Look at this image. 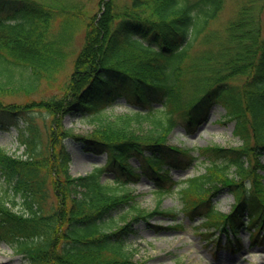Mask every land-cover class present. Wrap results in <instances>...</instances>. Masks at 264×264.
<instances>
[{"label":"trees","instance_id":"1","mask_svg":"<svg viewBox=\"0 0 264 264\" xmlns=\"http://www.w3.org/2000/svg\"><path fill=\"white\" fill-rule=\"evenodd\" d=\"M98 5L94 14L83 11L78 18L54 0H0V9L11 12L0 17V119H27L19 129L24 155L0 146L6 183L0 242L11 243L31 264H143L128 243L134 230L124 205L131 204L134 218L175 217L176 206L160 207L175 190L178 211L204 217L227 236L252 226L255 238L264 230V182L257 171L264 168L258 160L264 156V0H246L223 29L212 23L225 0ZM78 24L82 43L67 71ZM42 82H57L58 91L33 97ZM21 92L25 100H6ZM120 102L126 109L115 112ZM218 105L224 123H235L241 145L168 144L176 126L193 133ZM66 114L88 118L92 130L65 128ZM67 137L87 152H105L106 162L73 175ZM200 157L208 162L204 173L173 180L171 167ZM106 172L110 182L102 179ZM144 173L155 186L156 205L149 211L127 188ZM224 189L236 199L228 213L213 200ZM119 220L125 223L114 228Z\"/></svg>","mask_w":264,"mask_h":264},{"label":"rangeland","instance_id":"2","mask_svg":"<svg viewBox=\"0 0 264 264\" xmlns=\"http://www.w3.org/2000/svg\"><path fill=\"white\" fill-rule=\"evenodd\" d=\"M99 0H54L62 5L70 6L76 10L79 15L83 11L87 14H94L100 7ZM127 0H118L119 3H126ZM246 0H225V6L220 15L212 23L213 28L223 29L225 24L233 19L245 3ZM8 8L0 9V17L6 18L11 12ZM56 26L59 28L60 21L56 20ZM84 31L82 25L78 24L76 32L73 36L72 45L69 49V61L67 71L72 67V61L77 54L80 44L82 43ZM63 73L59 75L58 83L64 79ZM58 91L57 82L49 84L42 82L39 90L32 94L35 98H42L52 95ZM24 93H13L6 96V100H25ZM122 101V100H120ZM114 110L115 112L124 111L126 105L120 102V105ZM209 118L202 127L197 128L193 133H187L182 125H178L168 135V144L183 147H192L197 149L199 146H208L211 144H221L226 147L239 146L240 140L234 134L235 123H224L223 108L218 105L213 107ZM64 119V127L72 130L75 134H87L92 130V126L87 119L80 118L77 115L66 114ZM40 127H43L44 120L38 117ZM0 145L3 146L10 154L24 155V144L20 143L19 129L23 128L27 123L26 116L13 115L0 119ZM5 123V124H4ZM200 128V129H199ZM66 148L71 153L70 172L77 176L79 174H88L94 168L103 165L106 162V153L96 154L91 151L84 150L83 145L78 140L67 137L64 140ZM197 153V151H196ZM258 160L264 165V156L258 157ZM132 165H137L138 161L131 159ZM208 162L204 157H200L193 164L179 165L171 167V177L175 181L183 183L188 177L199 176L206 171ZM263 177L264 168L258 170ZM111 173L106 172L102 179L109 181ZM182 186V185H181ZM154 183L145 173L142 174L137 182L129 183L127 188L135 194L136 203L145 211L154 209L155 198ZM6 188L4 179L0 176V190ZM235 194L224 189L213 200L216 209L220 212L228 213L231 211L235 203ZM179 192L175 190L173 193L167 194L161 200V207L176 206L178 214L173 217L155 213L146 218L135 217V212L131 208V204L124 205L130 209L127 220L130 222L134 232L128 236L129 246L136 249L135 256L142 260L143 264H264V231L257 234L255 240L250 237L252 226L248 228H239L234 237L240 238L236 245H230L225 233L216 230L214 225L209 226L205 222L204 217L192 216L190 212L179 210L181 207ZM125 221L119 220L113 227L116 228L124 224ZM217 235L212 239L213 235ZM0 264H31L27 258L20 252H15L14 248L6 241L0 242Z\"/></svg>","mask_w":264,"mask_h":264},{"label":"bare ground","instance_id":"3","mask_svg":"<svg viewBox=\"0 0 264 264\" xmlns=\"http://www.w3.org/2000/svg\"><path fill=\"white\" fill-rule=\"evenodd\" d=\"M0 257H1V255H0Z\"/></svg>","mask_w":264,"mask_h":264}]
</instances>
